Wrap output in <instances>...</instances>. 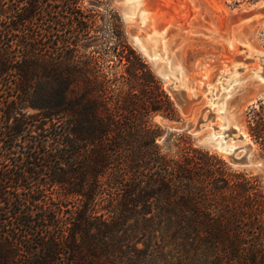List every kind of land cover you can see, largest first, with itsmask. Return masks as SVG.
<instances>
[{
	"label": "trees",
	"instance_id": "16d2710c",
	"mask_svg": "<svg viewBox=\"0 0 264 264\" xmlns=\"http://www.w3.org/2000/svg\"><path fill=\"white\" fill-rule=\"evenodd\" d=\"M101 1L0 0V264H264V183L155 121L178 108Z\"/></svg>",
	"mask_w": 264,
	"mask_h": 264
},
{
	"label": "rangeland",
	"instance_id": "374dc122",
	"mask_svg": "<svg viewBox=\"0 0 264 264\" xmlns=\"http://www.w3.org/2000/svg\"><path fill=\"white\" fill-rule=\"evenodd\" d=\"M140 2L102 0L98 9L106 16L110 11L120 15L129 43L145 57L174 100L179 118L169 120L157 114L155 121L170 133L188 130L198 145L219 152L228 162L229 153L247 157L248 165H232L264 183V151L248 129L249 111L264 101V55H252L248 49L256 46L264 51V5L257 7L264 0ZM233 29L242 30L241 41L230 45L226 41ZM102 31V35H108L109 25H104ZM165 31L167 43L162 38ZM105 38L93 41L91 48L104 46ZM181 76H185L183 80ZM169 84L180 90L179 101L189 102L188 114L174 99ZM177 122H182L184 129L168 126ZM199 122L202 129L194 133ZM213 132L218 133V138L224 133L221 135L232 146L231 152L209 148L198 141L200 135ZM164 140L165 136L159 138L165 146Z\"/></svg>",
	"mask_w": 264,
	"mask_h": 264
},
{
	"label": "water",
	"instance_id": "95a60500",
	"mask_svg": "<svg viewBox=\"0 0 264 264\" xmlns=\"http://www.w3.org/2000/svg\"><path fill=\"white\" fill-rule=\"evenodd\" d=\"M137 45L140 47V44L137 43ZM168 87H169V90L173 92V95H174L173 97L174 99H176V102L178 103V105H180V107L182 108L183 113L188 114L190 111L189 102L179 101L180 99L178 96H179L180 90L174 89V87L171 84H169ZM168 126L170 128H175V129H180V128L184 129V124L182 122L171 123ZM201 129H202V126L199 122L198 125L193 129V132L198 133ZM198 141L202 145H205L206 147L213 148L219 151L221 150L219 147L218 140L214 139V137H212L211 135H208V134L200 135L198 137ZM228 160L231 164L236 165L237 167H243L249 164L247 157H237L233 153L228 154Z\"/></svg>",
	"mask_w": 264,
	"mask_h": 264
},
{
	"label": "bare ground",
	"instance_id": "6f19581e",
	"mask_svg": "<svg viewBox=\"0 0 264 264\" xmlns=\"http://www.w3.org/2000/svg\"><path fill=\"white\" fill-rule=\"evenodd\" d=\"M142 2H143V0H141V2H140V4H142ZM264 5V2L263 3H259L258 5H257V7H262ZM185 6V5H184ZM180 8V7H179ZM181 9H183V10H181V12H183L185 9H184V7H181ZM130 10H133V7H130ZM145 12V10H143L142 9V11H141V13L143 14V17H144V13ZM180 12V10H179V13L178 14H180L181 13ZM184 13V12H183ZM230 14V13H229ZM181 15H182V13H181ZM231 15V14H230ZM264 18V17H263ZM264 24V23H263ZM236 28V27H235ZM167 32L168 31H165L164 32V34H162V38H163V41L164 42H166L167 40H168V34H167ZM242 34V30L241 29H233L232 30V32L230 33V37H229V39L226 41V42H228V44H230V45H233L237 40L238 41H241V38H240V35ZM168 42V41H167ZM166 42V43H167ZM156 44V46H158L159 47V44H158V42H156L155 43ZM248 49H249V52L252 54V55H255V53H258L259 55H264V51H262V50H260L259 48H257L256 46H252L251 48L250 47H248ZM173 76V75H172ZM185 77V76H184ZM183 76H181L180 78H181V80H183V78H184ZM218 133L217 132H213L212 134H210L212 137H214V139H216V140H218V142H219V147H220V149H221V151H223V152H231L232 151V146L231 145H228L226 142H225V138L221 135V134H224V133H221V134H219L220 135V138H218L216 135H217ZM245 136H246V138L247 139H249V137H248V135H246L245 134ZM245 138V139H246ZM249 142V141H248ZM253 145V144H252Z\"/></svg>",
	"mask_w": 264,
	"mask_h": 264
}]
</instances>
